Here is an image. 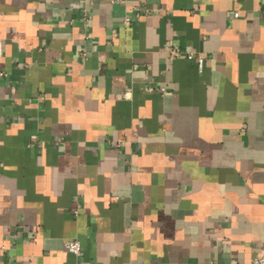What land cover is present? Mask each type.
Wrapping results in <instances>:
<instances>
[{
    "label": "crops",
    "instance_id": "obj_1",
    "mask_svg": "<svg viewBox=\"0 0 264 264\" xmlns=\"http://www.w3.org/2000/svg\"><path fill=\"white\" fill-rule=\"evenodd\" d=\"M263 252L264 0H0V264Z\"/></svg>",
    "mask_w": 264,
    "mask_h": 264
},
{
    "label": "built area",
    "instance_id": "obj_2",
    "mask_svg": "<svg viewBox=\"0 0 264 264\" xmlns=\"http://www.w3.org/2000/svg\"><path fill=\"white\" fill-rule=\"evenodd\" d=\"M65 246L70 252L74 254H79L80 252V244L76 240L66 241ZM253 264H264V252L253 260Z\"/></svg>",
    "mask_w": 264,
    "mask_h": 264
}]
</instances>
